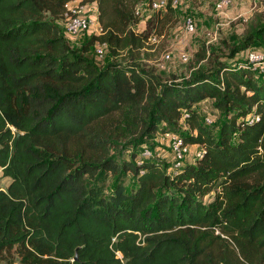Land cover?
<instances>
[{
    "label": "trees",
    "instance_id": "obj_1",
    "mask_svg": "<svg viewBox=\"0 0 264 264\" xmlns=\"http://www.w3.org/2000/svg\"><path fill=\"white\" fill-rule=\"evenodd\" d=\"M149 2L0 0L4 264H264V77L238 57L264 47V24L227 55L202 51L208 68L162 82L136 62L154 19L130 30ZM71 3H96L105 33L89 43L108 44L104 66L64 37ZM120 51L129 61L115 60ZM207 100L219 125L196 108ZM157 134L203 153L169 174L138 152Z\"/></svg>",
    "mask_w": 264,
    "mask_h": 264
},
{
    "label": "rangeland",
    "instance_id": "obj_2",
    "mask_svg": "<svg viewBox=\"0 0 264 264\" xmlns=\"http://www.w3.org/2000/svg\"><path fill=\"white\" fill-rule=\"evenodd\" d=\"M220 1L222 0H173L172 11L167 8L152 11L149 10L147 3L140 5L137 9L139 14L136 15V23L130 27V30L136 35L140 34L145 29L146 22L152 18L155 24L150 36L156 38V43L150 45L146 40L138 52L134 51L138 56L136 62L143 69L153 70L154 75L162 82L178 83L188 79L194 71L208 68L206 59L198 61V56L202 51H206L207 56L212 50L217 57L227 55L231 49L239 46L253 24L256 22L264 24V0H226L228 5L218 11L215 5ZM97 14L96 3L84 6V15L92 18L96 24H98ZM189 17L193 18L195 27L191 34L185 33L184 30V22ZM64 22L63 19L59 25L72 49L86 48V57L98 66H104L113 59L108 44L104 46L102 57L96 56L95 45L98 42L91 44L89 41L92 37L100 36H96L93 30L82 32L70 39L65 31ZM251 49L264 52V47L255 43L252 48L242 52L238 57L245 59ZM183 54L188 56L187 62L180 60ZM166 55L170 56L167 61L164 60ZM115 60L121 63L129 61L126 51H120ZM254 74L256 79L264 77V72H260L259 69ZM196 108L203 116V122L209 126L219 125L223 120L220 113L214 109L212 100L202 102ZM182 127L184 131L188 130L185 126L182 125ZM171 144V139L157 134L148 139L145 145L139 147L138 152L140 151V156L144 150L153 156L156 155L163 164L168 166L167 172L172 174L175 169L172 162ZM189 148L184 163L190 162L195 152L200 151L196 146H189ZM9 181L7 178L0 177V188H4ZM112 181L109 178L106 182V192H109ZM132 185V179L128 176L125 186L129 188ZM211 200L212 195L203 198L206 204ZM0 264L4 262L0 261Z\"/></svg>",
    "mask_w": 264,
    "mask_h": 264
},
{
    "label": "built area",
    "instance_id": "obj_3",
    "mask_svg": "<svg viewBox=\"0 0 264 264\" xmlns=\"http://www.w3.org/2000/svg\"><path fill=\"white\" fill-rule=\"evenodd\" d=\"M168 0H150L148 7L149 10L152 11H159L160 9L166 8ZM228 5V1L222 0L218 2L215 5L216 10L221 11L223 8H225ZM139 14V11H136V15ZM64 24H65V31L69 36H77L82 32L93 30V33L96 36H101L105 33L103 28L94 22V20L90 17H87L84 15V6H78L75 3L67 4L66 5V11L64 13ZM194 20L193 18L189 17L186 18L184 22V30L185 33L191 34L194 32ZM147 43L150 45H153L156 43V38L154 36H150L147 38ZM146 43V44H147ZM104 43H98L95 45V53L98 58H101L103 55L104 50ZM170 56L166 55L164 57V60H169ZM180 60L182 62L188 61L187 55H181ZM247 63L251 70L253 72H256L258 69L260 72H264V57L262 54L256 53V52H250L247 56ZM239 69L236 68V71ZM166 139L172 140V154H173V167L176 170H178L181 166H183L184 158L189 153V146L183 145L182 140L179 136L173 135V134H167L164 135ZM191 146V145H190ZM199 150V148L197 147ZM203 151L200 149V151L195 152L190 162L186 163H193L196 158H200ZM152 154L148 152L147 150H144V152L141 153L142 159H150L152 158ZM174 172V171H173Z\"/></svg>",
    "mask_w": 264,
    "mask_h": 264
},
{
    "label": "water",
    "instance_id": "obj_4",
    "mask_svg": "<svg viewBox=\"0 0 264 264\" xmlns=\"http://www.w3.org/2000/svg\"><path fill=\"white\" fill-rule=\"evenodd\" d=\"M18 136H19V134L16 135V138H15V140L13 141V144H12L13 152L15 151V145H16V141H17Z\"/></svg>",
    "mask_w": 264,
    "mask_h": 264
},
{
    "label": "crops",
    "instance_id": "obj_5",
    "mask_svg": "<svg viewBox=\"0 0 264 264\" xmlns=\"http://www.w3.org/2000/svg\"><path fill=\"white\" fill-rule=\"evenodd\" d=\"M72 37H73V36H68V38H70V39H71ZM257 52H258V51H257ZM0 176H1V172H0ZM2 179H4V178H2ZM8 184H9V183H7V184L4 186V188H2V189L5 190L6 187L8 186Z\"/></svg>",
    "mask_w": 264,
    "mask_h": 264
}]
</instances>
